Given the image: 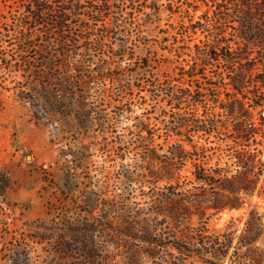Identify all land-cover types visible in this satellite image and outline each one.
<instances>
[{"label":"rangeland","instance_id":"374dc122","mask_svg":"<svg viewBox=\"0 0 264 264\" xmlns=\"http://www.w3.org/2000/svg\"><path fill=\"white\" fill-rule=\"evenodd\" d=\"M154 1L51 0L50 14L70 3L78 8L77 26L72 32L79 37L78 48L70 61L81 65L82 77L78 79L75 72L61 69L48 84L41 82L47 71L40 63L43 56L49 54L53 58L57 54L58 32L37 27L35 32L26 34L29 40L24 43L19 20L26 18L28 12L22 4L0 2V264H88L90 260L103 264V257L109 259L108 264H130L129 257L139 243L129 238L118 249L104 244L100 211L104 183L109 199L117 207V214L111 218L118 217L126 223L157 221L163 224L161 232L169 233L167 222L161 217L154 221L148 214L151 205L171 190L165 182L148 176L144 150L148 147L158 155H166L171 146L180 145V136H173V132L180 133L178 115L200 120L204 108L188 105V101L181 106L172 104L170 94H179L197 83L180 80V75L174 73L180 66L186 68L189 60V50L184 49L181 58L176 50L183 45L182 37H174L173 32L163 34L160 29H166L167 24L179 27L196 22L199 15L201 21L206 17L213 20L214 7L209 2L208 13L202 14L206 6L201 4L199 11L186 14L182 12L189 0H160L158 5L170 1L180 4V11L176 10L171 19L168 13H161L159 21L152 16L154 24L147 25L145 13ZM261 2L264 4V0ZM102 5L111 7L107 16L97 23L86 21L92 9ZM139 10L144 12H134ZM81 21L87 27L81 29ZM250 24L234 16L224 30L232 45L242 39L250 41V53L256 56L262 47L251 31L245 34V27ZM106 28H115L116 35L105 34ZM46 35L49 38L45 40ZM200 37L198 32L183 39L193 47ZM97 41L103 44V51L92 53L90 58L83 56L86 46ZM146 59H150L147 66ZM104 62L110 63L108 68L103 69ZM212 64L201 82L211 81L215 67ZM223 75L228 78L225 72ZM104 89L106 95L102 98ZM52 91L55 106H51L47 116L40 108L44 110L42 104H48L40 95ZM225 91L220 92L221 97ZM84 93L88 94L85 104L81 100ZM31 96L35 100L29 99ZM210 96L211 93H204L203 100L211 110L215 107L210 105ZM141 124L147 125L149 134L140 132ZM204 139L193 134L194 143L210 148V165L220 159L219 165L228 163V170L234 175L235 167L218 151L215 139ZM190 169L188 165L182 174L188 175ZM263 184L261 178L260 186ZM259 192L260 196L246 199V207L240 211L207 220L206 235L223 233L229 226L228 231L234 236L226 258L211 259L213 264H253L252 259L260 252L264 259V190ZM249 203L257 206L263 216L257 250L237 244L248 220ZM186 224L200 227L197 218L187 219ZM139 249L138 264H167L163 262L166 251L156 249L152 259L145 247L141 245ZM186 264L208 263L193 257Z\"/></svg>","mask_w":264,"mask_h":264},{"label":"trees","instance_id":"16d2710c","mask_svg":"<svg viewBox=\"0 0 264 264\" xmlns=\"http://www.w3.org/2000/svg\"><path fill=\"white\" fill-rule=\"evenodd\" d=\"M158 1L160 0H155L148 7L145 24L153 25L155 21H159L158 17L161 13H168L171 19L176 10L180 11V4L174 1H170L167 5H158ZM0 2L22 4L28 12L26 18L19 20L20 34L23 35L24 43L29 40L26 34L35 32L37 27H47L58 32L60 47L57 54L53 58L48 54L41 59V66L47 71L45 79L41 81L43 84L54 80L61 69L75 72L77 74L75 77L81 79V65L78 62L71 64L70 61L76 55L75 51L78 48L79 37L72 33L73 27L77 26L78 8L70 3L61 7L57 13L50 14L51 0H0ZM209 2L214 7L213 20L211 17V19L206 17L201 21L202 16L199 15L197 17L199 20L196 22L190 21L187 25L182 23L179 27L167 24L166 29H160L163 34L173 32L174 37L177 35L182 37L183 45L176 47V50L180 58L185 54L184 49L189 50L190 55H187L189 60L186 61V68L180 66V70L174 73L180 75V80L197 83L195 87L185 88L179 94H170L172 104L181 106L184 101H188V105L204 108L203 118L200 120H194L187 115L183 117L178 115L180 133L173 132V136H180V145L171 146L166 155H158L148 147L144 150L143 162L148 176L156 182H165L171 190L170 193L162 195L159 202L151 205L148 214L154 217V221L161 217L167 222L170 227L169 233L166 235L162 233L160 227L163 224L157 221L154 224L147 220L126 223L118 217L111 218L112 215L117 214V207L109 199L107 185L104 183L102 186L100 211L103 219L104 244L118 249L125 246L126 239L129 238L139 243L129 257L130 264L139 263L141 245L145 247L147 256L152 259L156 256V249L166 251L163 262L167 264H186L193 257H199L208 264H213L211 259L223 260L232 246L233 233L228 231L229 226H227L223 233L206 235L207 220L225 212L240 211L246 207V199L252 198L255 194L260 196L259 191L264 190V184L260 186L261 178L264 181L262 160L264 4L261 0H189L188 6L182 13H196L201 9L202 4L206 6L202 14H206L210 11ZM110 11L109 5L93 8L92 14L87 16L86 21L97 23ZM152 16L155 17V21L152 20ZM234 16L241 17L244 23H251L250 26L245 27L248 31L245 34L251 31L254 39L258 40V44L262 47L256 56L251 55V43L247 39H242L241 42L234 41L232 45L226 38L224 29ZM81 23L84 24V21L78 24L81 29L87 27ZM198 32L201 37L196 38L197 43L193 47L187 46L183 38L196 36ZM104 33L116 35L115 28H106ZM46 38H49L48 35L45 40ZM102 51L103 44L97 41L94 45H87L82 55L90 58L92 53ZM83 60L85 61V58ZM149 61L150 59H146L144 65L147 66ZM212 63L215 67L214 75L209 79L211 81L201 82L206 68L213 65ZM109 64L104 62L103 69L108 68ZM223 72L227 74V79ZM223 89L226 93L221 97L220 92ZM204 93H211L210 105H214L219 112L212 107L210 110L207 104H204ZM105 95L104 89L101 93L102 98ZM25 96L23 99H26ZM40 96L48 104H42L46 109H40L49 116L51 106H55L52 104L55 102L53 101L55 93L52 91L51 94L44 93ZM35 98V96L29 97L31 100ZM87 98L88 94L84 93L81 97L83 104L86 103ZM125 111L129 112L128 109ZM188 128H192L193 131L187 130ZM139 130L149 134L147 125L141 124ZM193 134L205 137V142L211 137L214 138L218 151L225 154L231 161V166L235 167V174L229 172L228 163L220 166V159H217L214 165H210L213 158L209 154L210 148L205 147L204 143H194ZM186 146L189 149H186ZM188 165L191 166L189 174H182ZM258 188L261 190L257 191ZM246 209L248 220L237 244L241 248L257 250L255 245L263 232V216L255 205L249 203ZM192 218H197L199 221L200 227L196 228L197 230L186 224V220ZM174 250L176 254L173 253ZM205 257L208 259H204ZM108 260L103 257L102 263L108 264ZM252 260L253 264H264L263 253L260 252L259 256ZM88 264L94 262L90 260Z\"/></svg>","mask_w":264,"mask_h":264},{"label":"bare ground","instance_id":"6f19581e","mask_svg":"<svg viewBox=\"0 0 264 264\" xmlns=\"http://www.w3.org/2000/svg\"><path fill=\"white\" fill-rule=\"evenodd\" d=\"M261 241L263 242L262 244H264V236H263V238L261 239Z\"/></svg>","mask_w":264,"mask_h":264}]
</instances>
